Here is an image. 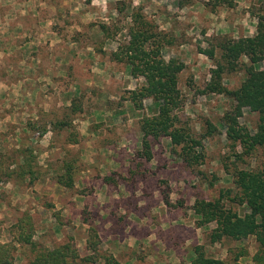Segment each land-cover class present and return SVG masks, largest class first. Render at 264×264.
Instances as JSON below:
<instances>
[{"label": "rangeland", "instance_id": "374dc122", "mask_svg": "<svg viewBox=\"0 0 264 264\" xmlns=\"http://www.w3.org/2000/svg\"><path fill=\"white\" fill-rule=\"evenodd\" d=\"M113 1L94 0L90 8L98 12L89 20H50L39 34L10 36L2 34L0 2V242L13 244V264H26L35 252L66 241L82 257L90 227L98 252L119 264H189L196 245L223 264H252L251 237L210 243L214 223L198 227L190 208L195 199L226 189L230 199L227 172L259 159L258 153L245 162L233 156L239 148H231L221 125L231 100L203 91L213 60L198 49L208 48L213 36L253 35L258 19L264 21V0H119L126 6L121 12L113 10L119 6ZM133 16L160 34L163 60L183 64L177 121L200 139L204 162L194 170L170 153L166 138L152 141L149 161L135 155L137 121L155 108L149 99L140 111L127 104L128 91L143 79L112 58L127 41ZM242 79L234 71L223 75L222 85L231 91ZM238 120L252 128L256 116L244 110ZM205 121L214 127L210 134ZM19 156L30 162L31 175L16 176ZM66 163L74 167L71 188L56 182ZM107 176L111 180L104 182ZM164 193L173 206L164 205ZM227 200L232 210L245 213ZM19 232L30 235L32 247L17 241Z\"/></svg>", "mask_w": 264, "mask_h": 264}, {"label": "trees", "instance_id": "16d2710c", "mask_svg": "<svg viewBox=\"0 0 264 264\" xmlns=\"http://www.w3.org/2000/svg\"><path fill=\"white\" fill-rule=\"evenodd\" d=\"M182 3L179 0V5ZM116 5H119L115 6L117 12L126 7L121 1L116 2ZM140 23L133 16L127 41L112 53L115 61L125 64L131 77L143 79L140 86L128 91L125 100L127 104L133 110L140 111L143 101L149 99L155 108L137 121L140 149L135 151V155L144 162L149 161L152 158V141L166 138L170 153L184 167L194 170L204 162L200 139L191 135L188 127L178 125L177 121V109L181 105L177 74L182 70L183 64L177 60H163L160 55L162 39L158 38L160 34L150 32L146 22ZM100 27L103 31V25ZM208 46L198 49L199 53L213 60V68L209 71V79L203 91L225 94L231 100L230 106L221 117V125L231 148H239L233 156L245 162L247 157L258 153L259 159L254 165L233 166L231 173L227 172L233 189L228 200L244 207L245 213L240 215L230 205H226V197L230 193L228 189L220 192L217 197L195 199L190 210L198 227L214 223L208 235L210 243L219 242L221 239L240 241L251 237L256 244L252 264H264V21L258 19L251 36L236 39L223 35L213 36ZM234 71H241L243 79L236 89L228 91L222 85L223 75ZM244 110L255 114L254 127L248 128L239 122ZM204 124L206 134L214 131L208 121ZM43 132L41 130L38 135ZM77 142L71 139L70 143ZM16 160V176H29L33 173L28 159L19 156ZM73 168V164L66 163L61 168L63 173L57 177V184L71 188ZM110 180L109 176L103 178L104 182ZM162 199L165 206H173L168 202L167 193L162 195ZM87 230L86 255L80 257L74 245L66 241L35 252L26 264H92L98 260L102 261L101 264H119L112 255L98 252L97 234L93 228L88 227ZM17 241L33 246L30 235L23 232L18 233ZM13 250V244L0 242V264H13ZM191 254L189 264H223L221 260L207 256L201 245L192 246Z\"/></svg>", "mask_w": 264, "mask_h": 264}, {"label": "crops", "instance_id": "0c3cea01", "mask_svg": "<svg viewBox=\"0 0 264 264\" xmlns=\"http://www.w3.org/2000/svg\"><path fill=\"white\" fill-rule=\"evenodd\" d=\"M2 7V32L4 35H18L26 30L33 33H40L39 30L44 26V22L50 20H89L91 16L96 14L97 9L90 8L94 0H0ZM105 4L104 1L100 0ZM119 0H114L116 2ZM0 4V5H1ZM101 10V8H100ZM115 10V9H113ZM47 12V14L45 13ZM27 20H33L29 23ZM46 23L45 26H47ZM67 29L73 28L72 23L67 24ZM70 26V27H69ZM86 27V26H85ZM84 28V25L82 26ZM75 30V29H74ZM99 32L102 29L99 26ZM66 32V31H65ZM3 49V48H2Z\"/></svg>", "mask_w": 264, "mask_h": 264}]
</instances>
